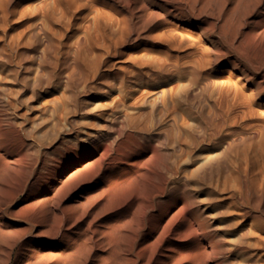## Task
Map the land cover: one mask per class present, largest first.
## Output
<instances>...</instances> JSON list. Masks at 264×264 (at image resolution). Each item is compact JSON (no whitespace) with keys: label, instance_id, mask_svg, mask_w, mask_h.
Listing matches in <instances>:
<instances>
[{"label":"bare ground","instance_id":"1","mask_svg":"<svg viewBox=\"0 0 264 264\" xmlns=\"http://www.w3.org/2000/svg\"><path fill=\"white\" fill-rule=\"evenodd\" d=\"M111 1L0 0V264H264V137L230 126L222 90L203 102L200 61L165 50L145 71L118 52L162 22L153 40L180 51L201 39L218 63V45L239 47L229 5L252 17L264 0L223 1L219 26L211 0H117L121 17ZM80 26L103 52L63 57ZM148 80L160 85L134 98Z\"/></svg>","mask_w":264,"mask_h":264},{"label":"rangeland","instance_id":"2","mask_svg":"<svg viewBox=\"0 0 264 264\" xmlns=\"http://www.w3.org/2000/svg\"><path fill=\"white\" fill-rule=\"evenodd\" d=\"M155 1H157V3H159V4H164V0H155ZM211 1H212V3H211ZM210 2H208V5H207V7L209 8L206 12H207V14H210L209 16H208V18H207V20H208V22H216V24L219 26L221 23H222V21H223V19H217V20H214V18L212 17V16H216L217 15V12H219V8L218 7H220L221 8V5L220 4H222V2L223 1H225V0H216L217 1V3L219 4H215L216 3V1H214V0H211ZM236 1V0H235ZM215 2V3H214ZM244 1H241L240 3H238L237 5H235L234 4V2L233 3H231V5H229V8H232V6H233V8H234V6H236L237 7V10H238V8L240 9L239 11L240 12H238L236 9L235 10H233L234 12H233V16H234V18H233V16H232V20L233 19H239V17H243L242 19H240V21L242 22V24H241V26H242V28H241V26L239 27V29H238V32L239 33H237V35L235 36V41H234V44L235 45H237V46H239L238 47V49H236V50H227L226 48H227V46H225V45H218V49L220 50V52L222 53L220 56V60L218 61V63L217 62H214V58H215V51H214V48H212V46L211 45H209L207 42H205V41H202L201 39H199V40H197V42H196V46L194 47V48H189V47H185V49L184 48H180V51H179V49H171V48H168V47H166L165 45H163V44H161V43H159V42H157V41H155V40H153L152 39V37H153V34H154V31H153V29H154V27L155 26H158V25H160L161 23H158L157 25H155V26H153V28L151 27V29H149L148 31H146V33H145V37L144 38H140L139 40H137V41H135V42H133V44L131 43H128V44H126V45H124L123 47H121V48H119V50H118V52H120V53H122L123 55H131V56H136V57H141V59H142V57H143V59H142V64L143 65H145V68H144V66H142L141 68L144 70L145 69V71L147 70V69H149L150 67H151V65L152 66H156V67H158L160 64H162L163 62L161 61V60H165L166 58V56L167 55H169L168 56V58H174V57H176L175 55H177V56H179V58H180V60H182L181 62H184V56H185V59L186 58H188L189 60H192L193 62H195L196 60L197 61H200V62H196V63H193L194 65L193 66H195L194 68L195 69H197V70H199V71H202V73H205V76L208 78V80H209V86H208V90H207V96L205 97V98H202L203 99V102H206V103H217L219 100H220V98L221 97H218L219 96V92L222 90V101H223V105H224V109H227L228 110V114H227V110H225V112H226V115L228 116V122H230V126H231V124L232 125H237L238 127H240L241 128V130H242V132L243 133H250V134H254L255 136H262V137H264V20H263V15H264V13H260V12H256V13H254L253 15H252V17L251 16H249V17H245L244 16V14L243 13H241L242 11H244V7H243V5L244 4H242ZM166 4V3H165ZM210 4V5H209ZM240 5H242V6H240ZM111 6H112V8H114V11L116 12V10H117V16L119 17H121V16H124L125 14H126V11L124 10V8L119 4V2L117 1V0H115V1H111ZM218 6V7H217ZM196 7L198 8L199 7V5H196ZM215 9H214V8ZM235 7V8H236ZM241 7V8H240ZM243 7V8H242ZM123 8V9H122ZM148 10H147V9ZM143 11H142V16H143V19H147L148 18V14H149V12L150 11H152V7H146ZM150 9V10H149ZM147 10V11H146ZM216 10V11H215ZM218 10V11H217ZM211 11H213L212 13H211ZM120 12V13H119ZM145 12V13H144ZM147 12V13H146ZM210 12V13H209ZM115 13V14H116ZM118 13H119V15H118ZM122 13V14H121ZM234 13H236L235 15H234ZM239 13H241V14H239ZM121 14V15H120ZM144 14V15H143ZM147 14V15H146ZM213 14V15H212ZM216 14V15H215ZM243 14V15H242ZM242 15V16H241ZM213 18V19H212ZM211 19V20H210ZM219 21V22H218ZM165 22H167V23H170L169 21H165ZM174 26L175 27H177V28H184V30H189V32L191 33H195V31L194 30H192L191 28H189V27H186V26H183V25H180V26H178V24L176 23H174ZM80 27H81V29H80ZM79 27V29L78 28H76L75 27V29L73 28V29H71L66 35H68L67 37H65L64 39H63V41L61 42V44H60V50H59V52H61V54H63V57H65L66 56V54H68L69 56L71 55L70 53H71V49H72V54H74L75 53V51L76 52H78V53H83L84 51H85V53H83V54H86V55H89V56H94V54H93V52L94 53H102L103 51H101L102 49L100 48V47H98V46H95L94 47V45H92L91 44V46H87L86 47V43H88V40L85 38L84 39V37H85V35H86V33L84 32V34L82 33L83 31H84V27H82V26H80ZM86 29V28H85ZM241 29V30H240ZM73 30H74V32H73ZM80 30V31H79ZM240 30V31H239ZM82 31V32H81ZM77 32V33H76ZM79 32V33H78ZM249 32V33H248ZM72 33V34H71ZM73 33H74V35H73ZM76 33V34H75ZM153 33V34H152ZM79 34V35H78ZM152 36H151V35ZM239 34V35H238ZM246 34H248L247 36H246ZM253 34V35H252ZM258 34V35H257ZM70 35H72V36H70ZM77 35V36H76ZM84 35V37H82V36ZM256 35V36H255ZM76 36V37H75ZM78 36L80 37V38H78ZM151 36V37H150ZM244 36V37H243ZM251 36V37H250ZM71 37V38H70ZM73 37V38H72ZM147 37V38H146ZM251 38L250 40V43H248L249 41H247V40H249V39H247V38ZM253 37H255L256 38V40L253 38ZM83 38V40H80V39H82ZM261 38V39H260ZM25 39H27V38H25ZM70 39V40H69ZM73 39V40H72ZM74 39H75V41H74ZM142 40V41H141ZM201 40V41H200ZM255 40V42H252V41H254ZM260 40V41H259ZM68 42L67 44H66V42ZM73 41V42H72ZM81 41H82V43H81ZM87 41V42H86ZM199 41V42H198ZM237 41V42H236ZM258 41H259V43H258ZM64 42H65V44H64ZM71 42V43H70ZM79 42V43H78ZM149 42V43H148ZM156 42V43H155ZM203 44H202V43ZM236 42V43H235ZM247 42V43H246ZM251 42H252V44H251ZM85 43V44H84ZM239 43V44H238ZM63 44H64V46H63ZM70 44L71 45H73L74 44V46H71L70 47ZM90 44V43H89ZM88 44V45H89ZM153 44V45H152ZM202 44V45H201ZM259 44V45H258ZM61 45H62V48H61ZM67 45V46H66ZM157 45V46H156ZM160 45H161V47H160ZM200 45V46H199ZM204 45H205V48H204ZM249 45V46H248ZM257 45V46H256ZM66 46V47H65ZM84 46V47H83ZM132 46V47H131ZM153 46V47H152ZM256 46V47H255ZM63 47L65 48L64 50H63ZM69 47V48H68ZM72 47H74V48H72ZM76 47V48H75ZM83 47V48H82ZM90 47H91V49H90ZM155 47V48H154ZM198 47V48H197ZM255 47V48H254ZM81 48V49H80ZM86 48V49H85ZM96 48H98V49H96ZM152 48V49H151ZM186 48H188V49H186ZM38 51L39 52H43L44 50V47L43 46H40V47H38ZM70 49V50H69ZM76 49H78V50H76ZM89 49V50H88ZM93 49H96V51L97 52H95V50L93 51ZM128 49V50H127ZM144 49V50H143ZM192 51H191V50ZM199 49H201V50H199ZM203 49H205V50H207V51H203ZM210 49V51H208ZM41 50V51H40ZM68 50L70 53H68V51L66 52V51ZM75 50V51H74ZM79 50H80V52H79ZM88 50V51H87ZM121 50V51H120ZM125 50V51H124ZM153 50V51H152ZM157 50V51H156ZM166 50V53H167V55H166V53L164 52ZM168 50V51H167ZM201 51V52H199V51ZM53 51V50H52ZM50 51L49 52V50L47 51V52H49V53H47L48 55H52V53L55 51ZM62 51H65V52H62ZM91 51V52H90ZM134 51H136V52H134ZM156 51V52H155ZM204 53H203V52ZM41 52V53H42ZM55 52H56V54H55ZM54 53H53V57H54V54H55V56H57V52H58V50L57 51H55ZM88 52V53H87ZM145 52V53H144ZM163 52H164V54H163ZM188 52H190V53H188ZM213 52V53H212ZM66 53V54H65ZM134 53V54H133ZM141 53V54H140ZM143 53H144V55H143ZM147 53V54H146ZM178 53V54H177ZM193 55H192V54ZM212 53V54H211ZM43 54V53H42ZM65 54V55H64ZM95 54V55H96ZM146 54V55H145ZM67 55V56H68ZM142 55V56H141ZM148 55H149V57H148ZM160 55H162V56H160ZM183 55V56H182ZM195 55H197V56H195ZM66 56V57H67ZM158 56V57H157ZM172 56V57H171ZM182 58H181V57ZM187 56V57H186ZM190 56H191V58H190ZM192 56L195 58V60H193L194 58H192ZM199 56V57H198ZM210 58H209V57ZM228 56V57H227ZM138 57V58H139ZM151 57V58H150ZM198 59H197V58ZM202 57V58H201ZM203 57H206V58H204L205 59V62H204V59H203ZM242 57V58H241ZM159 58H160V60H159ZM163 58V59H162ZM165 58V59H164ZM208 58V60H206ZM145 59L147 60V62H144L143 63V61H145ZM187 59V61H189ZM201 59H203V61L201 60ZM222 59V60H221ZM155 60V61H154ZM151 61V62H150ZM186 61V60H185ZM191 61V62H192ZM213 61V62H212ZM251 61H253V62H251ZM151 63V65H150V63ZM204 62V63H203ZM224 62V63H223ZM116 64H115V66L116 67H118L119 65H129V66H131V64H129L128 62H126V63H123V64H121V63H119V62H115ZM184 63H186V62H184ZM201 63H203V65L201 66L200 64ZM196 64V65H195ZM206 64V65H205ZM201 66V68L203 67V68H205L206 67V70L204 69V71L205 72H203V69L201 70V69H198V68H200V66ZM210 67V68H208V66ZM146 66L148 67V68H146ZM234 66V67H233ZM139 67H140V65H139ZM129 68H131V67H129ZM240 69H243L245 72H246V74H247V76H248V78L250 79L249 81H246V80H238L237 78V75H238V70H240ZM258 70V71H257ZM66 71H68V72H70L71 71V69L69 68V70H66ZM64 72L63 74H65L66 75V73L67 72ZM210 72V73H209ZM212 72V73H211ZM34 72H32V74H33ZM207 73V74H206ZM67 74H69V73H67ZM211 76H210V75ZM214 74V75H213ZM232 76V77H231ZM234 76V77H233ZM254 76V77H253ZM173 77V76H172ZM216 77V78H215ZM228 77V78H227ZM230 77H231V79H230ZM235 78V79H234ZM227 79H228V81L229 82H226L227 81ZM230 79V80H229ZM237 79V80H236ZM223 80H225V82H224V84H223ZM232 81V82H231ZM236 81H238V82H236ZM170 83L172 82V79L169 81ZM168 82V83H169ZM233 82H235V83H233ZM240 82V83H239ZM227 83H228V85H227ZM152 84H157L156 86H159L160 85V83H154V81H147L146 83H145V85L143 86H140V87H137L138 88V92H137V94L135 95V96H133L134 98H139V96L140 97H142V96H146L147 94H148V92L150 91V89L152 88V87H150ZM221 84V85H220ZM235 84H236V86H237V91H238V96H236L235 95V93H233V92H235V88H234V86H235ZM241 84H244V87H243V85L241 86ZM255 86H259V88L261 89V91H263V93L261 94V95H257L256 94V90H255ZM142 87V88H141ZM231 89V90H230ZM240 89V90H239ZM243 89V90H242ZM132 90H136V88H132L129 92H128V95H131V91ZM147 90V92H145ZM228 90H230L229 92H228ZM242 90V91H241ZM244 91V92H243ZM242 92V93H241ZM249 93H252V94H249ZM228 94V95H227ZM232 94H233V96H232ZM241 94V95H240ZM248 94V95H247ZM245 95V96H244ZM251 95V96H250ZM114 96V95H113ZM131 97H132V95H131ZM176 97L177 98H180V93H177V95H176ZM226 97V98H225ZM237 97V98H236ZM245 98V100H246V98H247V100L245 101L244 100V98ZM218 98H219V100H218ZM231 98V99H230ZM136 99H134V100H136ZM224 99V100H223ZM225 99L227 100V102H228V104H229V107L231 108V109H229V107L227 106L228 104L226 103V101H225ZM240 99V100H239ZM249 99V100H248ZM134 100H131V101H134ZM236 100V101H235ZM234 101V102H233ZM249 101V102H248ZM251 102V103H250ZM233 103V104H232ZM243 103V104H242ZM248 103H250V104H248ZM95 104H98V102H96ZM227 104V105H226ZM242 105V106H241ZM243 105L245 106V107H243ZM249 105H250V107L252 108V109H250L249 110ZM254 105V106H253ZM225 106H227V107H225ZM236 106V107H235ZM242 107V108H241ZM247 107H248V109H247ZM239 108H241V109H239ZM245 108V109H244ZM255 108V109H254ZM257 108V109H256ZM247 109V110H246ZM254 109V110H253ZM234 110V111H233ZM253 110V111H252ZM24 111V109H22V110H19V112L20 113H22ZM241 111V112H240ZM244 111V112H243ZM251 111H252V113H251ZM257 111V112H256ZM235 112V113H234ZM237 112V113H236ZM232 113V114H231ZM239 113V114H238ZM241 113V114H240ZM254 113V114H253ZM238 116V117H236V115ZM252 114V115H251ZM242 117H241V116ZM245 115V116H244ZM233 116H235V117H233ZM254 116V117H253ZM246 117V118H245ZM249 118V119H248ZM235 119V120H234ZM252 119H254V120H252ZM232 120H233V123H232ZM240 120H242V121H240ZM245 120V121H244ZM255 120H257V121H255ZM261 120V121H260ZM244 121V122H243ZM252 121V122H251ZM258 121H260L261 123H259ZM263 121V122H262ZM239 122V123H238ZM251 122V123H250ZM239 125H238V124ZM246 125H245V124ZM249 123H250V125H249ZM254 125H253V124ZM255 123H257V124H259V128H258V125L257 124H255ZM241 124V125H240ZM263 125L262 127H260L261 125ZM245 127V128H244ZM251 127V128H250ZM248 128V129H247ZM250 128V129H249ZM260 128H262L261 129V131H260ZM247 132H246V131ZM256 132V133H255Z\"/></svg>","mask_w":264,"mask_h":264}]
</instances>
